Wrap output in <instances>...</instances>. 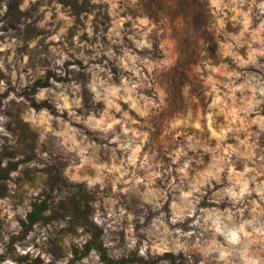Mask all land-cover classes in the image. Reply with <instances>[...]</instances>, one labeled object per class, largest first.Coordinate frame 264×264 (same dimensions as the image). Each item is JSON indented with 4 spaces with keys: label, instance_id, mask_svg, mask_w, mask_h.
<instances>
[{
    "label": "rangeland",
    "instance_id": "obj_1",
    "mask_svg": "<svg viewBox=\"0 0 264 264\" xmlns=\"http://www.w3.org/2000/svg\"><path fill=\"white\" fill-rule=\"evenodd\" d=\"M264 264V0H0V264Z\"/></svg>",
    "mask_w": 264,
    "mask_h": 264
},
{
    "label": "trees",
    "instance_id": "obj_2",
    "mask_svg": "<svg viewBox=\"0 0 264 264\" xmlns=\"http://www.w3.org/2000/svg\"><path fill=\"white\" fill-rule=\"evenodd\" d=\"M97 238H98V234L96 233V234L93 236V238L85 244L86 249H88L91 245H93L94 248H96L98 251L101 252V256H102L103 259H105L109 264H115L112 260H110V259L106 256L105 251H104V249L102 248L101 243H97ZM116 264H117V263H116Z\"/></svg>",
    "mask_w": 264,
    "mask_h": 264
}]
</instances>
